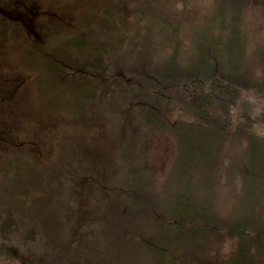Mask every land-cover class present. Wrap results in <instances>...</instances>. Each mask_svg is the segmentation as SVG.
Listing matches in <instances>:
<instances>
[{
  "label": "trees",
  "instance_id": "trees-1",
  "mask_svg": "<svg viewBox=\"0 0 264 264\" xmlns=\"http://www.w3.org/2000/svg\"><path fill=\"white\" fill-rule=\"evenodd\" d=\"M172 1L166 0L165 6L169 8ZM251 9H264V0H212L210 15L202 21L204 33H187L189 44L184 49H180L178 40L180 23L170 20L165 9L159 25L164 38L162 49L155 62L148 64L138 60L141 58L126 57L149 55L148 33L135 28L133 34L124 35L132 26L122 24L120 11L111 8V32H103L92 49H102L103 53L80 55L78 61L89 64L84 70L64 62H57L52 68L54 80L74 76L84 86L80 98L74 92L69 94L64 118L73 124L102 115L112 138L129 115L142 129L141 143L157 133L172 138L174 156L159 190L149 187V172L143 161L144 166L141 165L145 154L138 152L134 157L123 149L114 164L120 170V181L113 184L122 186L107 191L127 195L126 203L114 212L123 226L120 235L131 232L137 236L140 240L130 243L143 244L149 258L142 256L144 252L139 247L120 245L112 249L108 242L88 260L79 257L76 227L70 217L76 212L73 201L86 190L74 185L90 178L100 180L107 174V170L98 171L88 164L90 153L83 144L87 135L81 134L80 143L67 135L56 137L52 141L53 154L47 161L22 151L25 144L16 140L12 149L17 152L8 159L21 164L23 170L18 171L19 181L13 184L12 190L18 192L14 195L46 207L44 212H64L65 225L58 230L65 242H59L63 244L61 249L58 242H0V264H219L220 248L226 241L234 242V249L224 264H264V39L248 53L244 17ZM16 18L18 23L22 22ZM21 24L30 33H37L35 22V31L29 24ZM82 30L87 40L93 36L86 28ZM87 40L80 45L82 53ZM170 41L174 47L167 53L164 48ZM125 42L127 48H132L126 56H108L111 48ZM69 48L77 51L74 46ZM243 93L258 98L261 107L256 115L245 110L243 124L233 132L231 115ZM83 101L86 103L82 110L86 112L79 109ZM178 109L185 112L187 121L178 123L171 119ZM103 111L106 113L101 114ZM256 125L262 128L260 134L253 131ZM239 141L243 143L242 167L235 171L234 167L229 168V152L230 147L239 146ZM5 142L8 141L2 143ZM36 163L44 165L38 166L35 173ZM230 177L235 180L232 202L229 214L220 217L215 204L217 190L223 189L220 184ZM37 194L40 197L36 200L33 195ZM1 198L15 201L12 193H3ZM0 205L15 208L14 203ZM130 214L136 215L137 224L128 222ZM55 228L51 229V236L57 234ZM24 233L30 239H44L49 232L46 227Z\"/></svg>",
  "mask_w": 264,
  "mask_h": 264
},
{
  "label": "rangeland",
  "instance_id": "rangeland-1",
  "mask_svg": "<svg viewBox=\"0 0 264 264\" xmlns=\"http://www.w3.org/2000/svg\"><path fill=\"white\" fill-rule=\"evenodd\" d=\"M166 1V0H165ZM164 0H0V202L14 203L15 208H5L0 205V229L4 232L0 242H47V244L65 242L58 228L65 225L64 212H44L46 207L33 205L25 200V197L14 195L18 193L12 190L13 184L18 183L23 170L22 165L8 159L10 154L15 153L16 140L25 144L23 147L27 154H31L43 161L51 159L53 145L52 141L61 135H67L75 142L80 143L81 134L87 135L83 139L86 150L90 153L88 160L91 167L98 171H106V177L100 180L88 179L76 182V185L86 192L79 193L77 200L73 201L76 212L70 217L75 224L74 237L79 244V252L82 260H88L95 256V252L108 242L112 249L117 247H139L143 250L142 256L149 254L140 242L133 245L130 242L139 241L137 236L131 232L120 235L123 226L116 218L114 212L119 210L127 200L123 192L118 196L115 192H108L110 188H118L122 185L113 186L120 180L117 175L119 168L114 166L116 157L121 150L127 151L134 157L138 152L144 153L141 158L142 167L145 164L149 172V184L153 191L162 186L164 176L174 156V143L172 138L165 133L151 134L148 140L141 143V132L132 118L127 115L121 127L113 133L112 138L108 136L105 117L100 115L97 119L87 117L83 121H75L64 118L70 93L74 92L80 98L81 86L77 77H67L54 80L51 78L52 68L57 62L75 64L78 69H86L89 64L79 62V56H91L95 52L103 53L102 49L94 51L96 41L106 30L109 34L112 29L111 8L118 9L122 18V24L132 26L124 35L134 33L136 29L148 33L147 57H138L136 54L126 56L132 48H127L125 42L113 47L108 51V56H126L129 59H138L141 62L153 64L155 56L162 49L164 38L160 35L159 26L167 9L170 20L180 23L179 42L180 49L188 47L190 36L203 34L202 21L210 15L212 0H173L169 8L165 6ZM32 6H34L32 8ZM30 9H32L30 11ZM20 11V13H16ZM32 11H36L32 13ZM18 20L22 22H17ZM167 16V14H166ZM35 17V19H33ZM32 18V20L30 19ZM37 33H30L24 22L31 26ZM244 23L248 36V53H252L256 47L262 44L264 39V9H251L245 13ZM122 25L121 30L125 28ZM87 29L93 36L86 39L82 29ZM123 36V32H119ZM184 34V35H182ZM164 35V34H163ZM188 36V35H187ZM87 40L85 53L80 47ZM43 41V42H42ZM52 44H55L54 47ZM69 46H74L77 51H71ZM164 51H169L174 44H166ZM81 48V49H80ZM141 46H138L139 50ZM74 60L75 62L71 61ZM90 70V69H89ZM139 80V79H138ZM83 81V80H82ZM80 104V112L85 105ZM261 102L251 94L243 93L238 106L231 115V129L243 124L245 110L252 114H258ZM91 107V103L89 105ZM89 107V109H90ZM85 108V107H84ZM88 109V110H89ZM103 111L101 114H105ZM171 119L173 121L185 122L187 117L181 109L176 110ZM92 128V129H91ZM86 131L85 133H81ZM254 133L260 134L262 128L258 125L253 127ZM5 138H2L1 136ZM3 140L14 143L3 144ZM80 140V141H79ZM51 142V143H50ZM7 146V147H6ZM242 146L230 147L229 168L234 167L239 171L242 167ZM144 162V164L142 163ZM44 163H36L35 173L39 171L38 166ZM116 165V164H115ZM220 184L223 189L217 190L216 207L220 217L229 214L232 202L235 180L225 178ZM99 190L93 191L92 189ZM107 188L105 192L101 189ZM23 192V191H22ZM3 193H12L15 201L1 198ZM32 195V194H29ZM37 200L39 195H33ZM21 199L25 202L20 205ZM120 206V207H119ZM128 222L137 224L135 214L127 216ZM61 220V221H60ZM57 228V234L51 236V229ZM47 238H32L24 233V230L46 228ZM55 228V230H56ZM156 229V226L153 225ZM144 233V231L141 229ZM55 237L56 239H52ZM145 236L143 237V239ZM23 239V240H22ZM22 240V241H21ZM120 242V243H118ZM154 244V243H153ZM63 244L57 247L61 249ZM234 249V242L226 241L220 248L219 260L224 264L229 253ZM142 252V253H143ZM64 255V252L61 253ZM65 256V255H64ZM219 263V264H220ZM216 264V263H215Z\"/></svg>",
  "mask_w": 264,
  "mask_h": 264
}]
</instances>
